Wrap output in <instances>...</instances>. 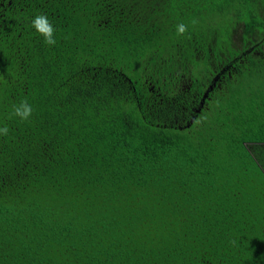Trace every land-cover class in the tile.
Wrapping results in <instances>:
<instances>
[{
	"label": "trees",
	"instance_id": "16d2710c",
	"mask_svg": "<svg viewBox=\"0 0 264 264\" xmlns=\"http://www.w3.org/2000/svg\"><path fill=\"white\" fill-rule=\"evenodd\" d=\"M260 64L264 0H0V264H264Z\"/></svg>",
	"mask_w": 264,
	"mask_h": 264
},
{
	"label": "clouds",
	"instance_id": "9594fccd",
	"mask_svg": "<svg viewBox=\"0 0 264 264\" xmlns=\"http://www.w3.org/2000/svg\"><path fill=\"white\" fill-rule=\"evenodd\" d=\"M193 24H196L197 21L193 20ZM32 27L44 38V43L48 46H54L57 41L55 38L56 28L50 22L47 15L40 13L32 19ZM177 34L183 35L188 31V27L184 23H180L176 26ZM33 115V107L28 102L27 98L20 100L18 103H14L11 106V112L9 113L8 119L13 117H19L21 121H28ZM9 127L5 123L0 125V136H7L9 134ZM230 243L235 244V241H230Z\"/></svg>",
	"mask_w": 264,
	"mask_h": 264
},
{
	"label": "flooded vegetation",
	"instance_id": "af4514ba",
	"mask_svg": "<svg viewBox=\"0 0 264 264\" xmlns=\"http://www.w3.org/2000/svg\"><path fill=\"white\" fill-rule=\"evenodd\" d=\"M218 94L219 93L215 94L213 97L209 98V100H207V101L210 102V101L216 100V98L218 97ZM207 97H208V93L205 92L204 97L202 98V104H201V106H203L204 108L208 107V104H209L208 102H206V98ZM211 99H213V100H211ZM190 120H194V118H192V116H191V119Z\"/></svg>",
	"mask_w": 264,
	"mask_h": 264
},
{
	"label": "rangeland",
	"instance_id": "374dc122",
	"mask_svg": "<svg viewBox=\"0 0 264 264\" xmlns=\"http://www.w3.org/2000/svg\"><path fill=\"white\" fill-rule=\"evenodd\" d=\"M254 68H255V66H254ZM259 70H260V76H261V78L263 79L264 78V65H259ZM213 103H211V105H213L215 102H216V100H214V101H212ZM220 103H224V101H220L219 102V105H220ZM250 101L248 100V103H247V101L245 102V104L247 105V104H249L250 105Z\"/></svg>",
	"mask_w": 264,
	"mask_h": 264
},
{
	"label": "crops",
	"instance_id": "0c3cea01",
	"mask_svg": "<svg viewBox=\"0 0 264 264\" xmlns=\"http://www.w3.org/2000/svg\"><path fill=\"white\" fill-rule=\"evenodd\" d=\"M233 101L236 102V100H233ZM228 107H230V106H228ZM248 122H249V119H245V125H247ZM231 123H233L235 126L239 124L238 121L235 118L232 119ZM217 127H219V126H217Z\"/></svg>",
	"mask_w": 264,
	"mask_h": 264
}]
</instances>
